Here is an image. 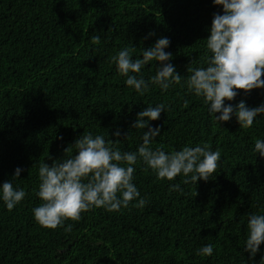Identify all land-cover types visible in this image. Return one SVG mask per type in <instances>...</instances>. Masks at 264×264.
<instances>
[{"label":"trees","instance_id":"1","mask_svg":"<svg viewBox=\"0 0 264 264\" xmlns=\"http://www.w3.org/2000/svg\"><path fill=\"white\" fill-rule=\"evenodd\" d=\"M215 13L223 8L214 0H0V187L12 181L26 192L12 211L0 199V264H260L264 244L254 260L244 248L247 216L264 214V157L255 151V141L264 140V114L250 128H241L235 114L220 123L185 81L167 92L151 85L140 95L111 59L124 47L142 58L143 49L166 37L169 63L187 77L193 61L207 67L205 40ZM97 34L101 42L93 44ZM158 67L152 61L130 75L148 80ZM241 101L264 104V89L239 90L226 104ZM161 103L165 112L148 121L161 129L153 149H219L213 177L198 184H183V175L160 180L138 160L133 182L144 208L134 200L118 212L94 208L57 229L37 223L42 162L65 159V148L85 131L136 152L148 131L132 127L138 113ZM18 167L23 171L13 180ZM177 183L182 191H170ZM207 244L213 255H198Z\"/></svg>","mask_w":264,"mask_h":264},{"label":"clouds","instance_id":"2","mask_svg":"<svg viewBox=\"0 0 264 264\" xmlns=\"http://www.w3.org/2000/svg\"><path fill=\"white\" fill-rule=\"evenodd\" d=\"M222 6L223 14L213 15L210 36L205 40L211 55L205 54L207 67H194L193 61L188 67V76H181L174 65L169 63L173 56L165 49L170 46L166 37L158 39L154 46L143 49L142 58L133 59L135 47H124L112 57L125 83L143 95L151 85H158L167 92L173 85L182 81L190 92L202 97L208 105L209 114L218 122H229L235 114L241 128H250L256 118L264 114V104L249 108L244 101L235 106L239 90L250 93L254 89H264V0H214ZM149 35H153L150 33ZM91 42L99 44L100 35H92ZM159 62L156 74L148 80L140 74L149 62ZM165 112L163 103L149 105L138 113L132 127L143 132L142 145L136 152L122 151L117 145L120 140H106L103 135L84 132L74 145L65 148V159L56 160L49 166L42 162L39 166V190L36 193L42 203L33 209L34 218L42 227L57 229L66 221L77 222L82 214L94 208H104L108 212L127 209L132 201L134 206L144 208L145 198L134 184V165L142 160L160 180L173 181L180 175L183 184L207 182L220 168L221 152L212 151L207 144L195 147L185 146L182 150L166 153L163 145L155 149L153 141L160 137L159 127L150 128L148 121H156ZM220 115H217V114ZM121 135L120 131L115 133ZM130 136L127 137L129 139ZM255 151L264 157V140L255 141ZM74 153H78L74 155ZM21 168L15 170L14 179H19ZM170 191H182L179 183L170 187ZM198 195V193L196 194ZM26 196L22 189L14 187L12 181L4 182L0 187V199L9 211L20 204ZM247 239L245 251L254 260L264 244V214L250 213L247 216ZM69 224L66 232H71ZM214 246L207 244L197 249L201 256H212ZM260 264H264V258Z\"/></svg>","mask_w":264,"mask_h":264}]
</instances>
